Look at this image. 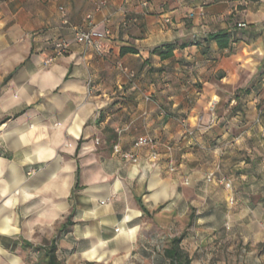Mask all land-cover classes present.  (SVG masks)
<instances>
[{
    "label": "crops",
    "instance_id": "0c3cea01",
    "mask_svg": "<svg viewBox=\"0 0 264 264\" xmlns=\"http://www.w3.org/2000/svg\"><path fill=\"white\" fill-rule=\"evenodd\" d=\"M88 16L104 51L44 66ZM0 122V264L52 244L62 264H170L180 236L208 264L210 233L262 243L264 0H0Z\"/></svg>",
    "mask_w": 264,
    "mask_h": 264
},
{
    "label": "rangeland",
    "instance_id": "374dc122",
    "mask_svg": "<svg viewBox=\"0 0 264 264\" xmlns=\"http://www.w3.org/2000/svg\"><path fill=\"white\" fill-rule=\"evenodd\" d=\"M226 101L225 95H220V104ZM200 251L199 258L208 264H264V242L248 243L227 231L210 233Z\"/></svg>",
    "mask_w": 264,
    "mask_h": 264
},
{
    "label": "built area",
    "instance_id": "2783aa9c",
    "mask_svg": "<svg viewBox=\"0 0 264 264\" xmlns=\"http://www.w3.org/2000/svg\"><path fill=\"white\" fill-rule=\"evenodd\" d=\"M104 5H105V2L100 3V6H104ZM144 5H146L145 2H144ZM238 27L244 28L245 24H239ZM86 28H87L86 30H78L75 33L71 42L63 40V39L57 40L55 42L53 50H52L53 54L46 58V60L43 63L44 66H49V65L53 64L57 58L64 56L66 54V52L68 51L71 43H75V44L82 45L84 47L93 49L97 53H102L104 51V43H103L104 39L102 36L93 32V30H92L93 25H92L90 16L87 17ZM108 34H109L108 31H106L105 35L107 36ZM117 68L119 69L120 72L126 73V69L121 64H118ZM128 76L130 78H132L133 74L128 73ZM149 144H151L150 139L142 138V139L137 140L134 143V147L139 148V147H143V146H146ZM122 157L124 159H128L132 162H135L134 157L130 154H124ZM101 204H103V203H101Z\"/></svg>",
    "mask_w": 264,
    "mask_h": 264
},
{
    "label": "trees",
    "instance_id": "16d2710c",
    "mask_svg": "<svg viewBox=\"0 0 264 264\" xmlns=\"http://www.w3.org/2000/svg\"><path fill=\"white\" fill-rule=\"evenodd\" d=\"M208 39L213 40L218 45L225 46V47L228 45V41H229L228 34L227 32H224V31L209 35ZM167 49L171 50L172 47L167 46ZM124 51H128V50H124ZM169 55H170V52L167 53V56ZM3 124L4 122H0V129ZM181 240H182V236L175 237L167 241V247L164 249V257L167 260H169L170 264H189L190 263L188 256L185 253H183V251L180 249ZM41 261L43 264H62L56 256V249L53 244L43 248Z\"/></svg>",
    "mask_w": 264,
    "mask_h": 264
}]
</instances>
